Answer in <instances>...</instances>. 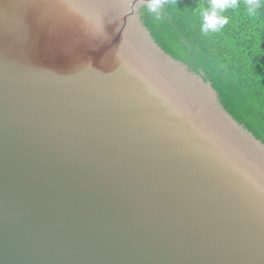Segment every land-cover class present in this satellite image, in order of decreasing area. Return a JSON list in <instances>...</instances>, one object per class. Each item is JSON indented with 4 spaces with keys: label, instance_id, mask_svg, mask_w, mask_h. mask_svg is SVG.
I'll return each mask as SVG.
<instances>
[{
    "label": "water",
    "instance_id": "95a60500",
    "mask_svg": "<svg viewBox=\"0 0 264 264\" xmlns=\"http://www.w3.org/2000/svg\"><path fill=\"white\" fill-rule=\"evenodd\" d=\"M146 3L0 0V264H264V142Z\"/></svg>",
    "mask_w": 264,
    "mask_h": 264
},
{
    "label": "trees",
    "instance_id": "16d2710c",
    "mask_svg": "<svg viewBox=\"0 0 264 264\" xmlns=\"http://www.w3.org/2000/svg\"><path fill=\"white\" fill-rule=\"evenodd\" d=\"M241 7L224 15L228 25L216 34L200 31L198 10L209 0H169L161 19L139 8L157 43L193 71L205 74L226 109L264 142V6L255 17Z\"/></svg>",
    "mask_w": 264,
    "mask_h": 264
},
{
    "label": "clouds",
    "instance_id": "9594fccd",
    "mask_svg": "<svg viewBox=\"0 0 264 264\" xmlns=\"http://www.w3.org/2000/svg\"><path fill=\"white\" fill-rule=\"evenodd\" d=\"M169 0H147L146 7L150 13L155 14V19H161V9ZM264 6V0H245L244 8L249 17H255L258 10ZM241 7L239 0H209V3L201 5L198 10L200 18V31L203 35L221 32L229 23V18L224 13Z\"/></svg>",
    "mask_w": 264,
    "mask_h": 264
}]
</instances>
